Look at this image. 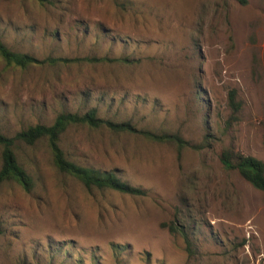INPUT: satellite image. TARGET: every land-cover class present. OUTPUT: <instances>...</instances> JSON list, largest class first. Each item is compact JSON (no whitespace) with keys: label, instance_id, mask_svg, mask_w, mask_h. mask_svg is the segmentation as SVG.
<instances>
[{"label":"rangeland","instance_id":"1","mask_svg":"<svg viewBox=\"0 0 264 264\" xmlns=\"http://www.w3.org/2000/svg\"><path fill=\"white\" fill-rule=\"evenodd\" d=\"M0 37L38 59H114L0 58V133L93 108L186 142L62 133L70 160L144 195L87 189L54 167L44 141L20 144L33 186L0 184V264H264V191L220 161L224 149L264 160V0H0ZM171 221L190 250L162 226Z\"/></svg>","mask_w":264,"mask_h":264},{"label":"trees","instance_id":"2","mask_svg":"<svg viewBox=\"0 0 264 264\" xmlns=\"http://www.w3.org/2000/svg\"><path fill=\"white\" fill-rule=\"evenodd\" d=\"M41 4L50 0H35ZM244 1V0H240ZM0 58L8 65L17 68H26L35 64H68L73 62H103L112 61L109 57H53L38 59L31 54L12 50L0 37ZM116 61L128 62L127 58H116ZM230 102H234V91L230 92ZM70 125H86L90 128L105 127L113 132L139 133L145 138L157 141L176 142L179 147L186 143L180 136L174 134H157L149 130H141L134 127L128 121H114L104 119L97 115L96 109H89L84 113L60 112L50 124L37 123L20 129L14 135L8 136L0 133V184L6 181H14L29 191L33 186L32 176L25 170L18 160L17 149L20 144L34 145L44 141L50 151L54 167L61 173L70 175L79 180L87 189L110 188L122 193L144 195L145 191L118 177L115 172L99 170L82 166L70 160L60 145L62 133ZM220 161L226 169L236 170L241 177L251 183L255 188L264 191V160L240 152L234 153L224 149L220 154ZM167 226L171 232H180L190 250L191 241L183 227H178L173 221ZM1 234V229H0Z\"/></svg>","mask_w":264,"mask_h":264}]
</instances>
